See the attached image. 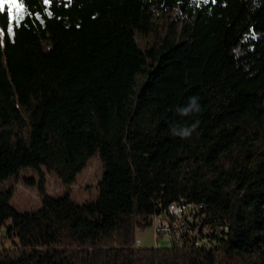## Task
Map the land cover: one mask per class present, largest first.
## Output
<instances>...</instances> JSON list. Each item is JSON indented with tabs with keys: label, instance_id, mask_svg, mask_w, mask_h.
Wrapping results in <instances>:
<instances>
[{
	"label": "trees",
	"instance_id": "trees-1",
	"mask_svg": "<svg viewBox=\"0 0 264 264\" xmlns=\"http://www.w3.org/2000/svg\"><path fill=\"white\" fill-rule=\"evenodd\" d=\"M24 6L0 13V264H264V0ZM97 153L95 202L48 193L44 169L69 188ZM29 168L22 214L4 184ZM173 203L227 227L219 246L135 248Z\"/></svg>",
	"mask_w": 264,
	"mask_h": 264
},
{
	"label": "rangeland",
	"instance_id": "rangeland-1",
	"mask_svg": "<svg viewBox=\"0 0 264 264\" xmlns=\"http://www.w3.org/2000/svg\"><path fill=\"white\" fill-rule=\"evenodd\" d=\"M44 170L46 172L48 193L56 198L70 194L72 200L77 204L85 205L95 202L100 195L98 183L102 179L105 170L99 153L89 160L87 168L78 174L76 183L69 188L63 185L54 171ZM32 179H35V184ZM40 180V174L29 168L22 170L19 176L11 178L4 184L5 187L13 186L15 193L11 199V205L19 213H33L41 209ZM137 237L141 240L142 247L146 248H168L171 245L164 239L156 245L153 225L146 230L138 231ZM1 248H15L14 240L8 237L6 229H0Z\"/></svg>",
	"mask_w": 264,
	"mask_h": 264
},
{
	"label": "built area",
	"instance_id": "built-area-1",
	"mask_svg": "<svg viewBox=\"0 0 264 264\" xmlns=\"http://www.w3.org/2000/svg\"><path fill=\"white\" fill-rule=\"evenodd\" d=\"M202 207L187 204L173 203L167 209L163 208L153 218L154 238L156 245L164 239L171 246L184 247L191 242L197 247L214 249L219 246L218 237L228 233V228L217 230V222L206 223L207 216L201 214ZM225 237V236H223ZM142 246L141 240L136 237L135 248Z\"/></svg>",
	"mask_w": 264,
	"mask_h": 264
},
{
	"label": "snow or ice",
	"instance_id": "snow-or-ice-1",
	"mask_svg": "<svg viewBox=\"0 0 264 264\" xmlns=\"http://www.w3.org/2000/svg\"><path fill=\"white\" fill-rule=\"evenodd\" d=\"M48 2V0H45ZM25 0H0V13H4L7 6V11L11 17L13 14L19 15L20 12H26Z\"/></svg>",
	"mask_w": 264,
	"mask_h": 264
},
{
	"label": "clouds",
	"instance_id": "clouds-1",
	"mask_svg": "<svg viewBox=\"0 0 264 264\" xmlns=\"http://www.w3.org/2000/svg\"><path fill=\"white\" fill-rule=\"evenodd\" d=\"M190 105H191V107L189 109L182 110L183 112H185V114H187V112L191 111V110L199 111V105H198V103H196L195 97L190 98ZM196 127H197V125L193 124L191 126L182 127L180 129L173 128L172 131H173L174 135H179L182 138H189V137H191L193 132H195Z\"/></svg>",
	"mask_w": 264,
	"mask_h": 264
}]
</instances>
